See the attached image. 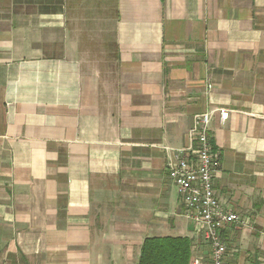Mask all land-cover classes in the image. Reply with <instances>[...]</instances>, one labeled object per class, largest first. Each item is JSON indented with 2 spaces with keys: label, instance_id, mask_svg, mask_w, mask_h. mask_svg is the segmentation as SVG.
I'll list each match as a JSON object with an SVG mask.
<instances>
[{
  "label": "crops",
  "instance_id": "1",
  "mask_svg": "<svg viewBox=\"0 0 264 264\" xmlns=\"http://www.w3.org/2000/svg\"><path fill=\"white\" fill-rule=\"evenodd\" d=\"M211 111L224 264H264V0H0V264H208L166 164Z\"/></svg>",
  "mask_w": 264,
  "mask_h": 264
},
{
  "label": "built area",
  "instance_id": "2",
  "mask_svg": "<svg viewBox=\"0 0 264 264\" xmlns=\"http://www.w3.org/2000/svg\"><path fill=\"white\" fill-rule=\"evenodd\" d=\"M218 113L224 123L228 111ZM212 116L213 111L193 117V125L187 133L188 147L169 159L166 170L186 217L194 223L196 234L209 248L208 264H224L228 249L223 231L232 225L247 224L248 220L223 208L214 190L220 155L209 138ZM190 264H201V261L192 259Z\"/></svg>",
  "mask_w": 264,
  "mask_h": 264
},
{
  "label": "trees",
  "instance_id": "3",
  "mask_svg": "<svg viewBox=\"0 0 264 264\" xmlns=\"http://www.w3.org/2000/svg\"><path fill=\"white\" fill-rule=\"evenodd\" d=\"M192 246L188 238H148L141 246L138 264H190Z\"/></svg>",
  "mask_w": 264,
  "mask_h": 264
},
{
  "label": "rangeland",
  "instance_id": "4",
  "mask_svg": "<svg viewBox=\"0 0 264 264\" xmlns=\"http://www.w3.org/2000/svg\"><path fill=\"white\" fill-rule=\"evenodd\" d=\"M99 49H100L99 45L97 46V44H96V46H95V52H99ZM97 60L98 59L96 58L95 61H97Z\"/></svg>",
  "mask_w": 264,
  "mask_h": 264
}]
</instances>
